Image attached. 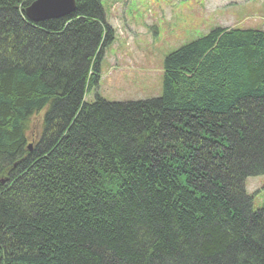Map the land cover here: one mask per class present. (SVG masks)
I'll use <instances>...</instances> for the list:
<instances>
[{"label": "trees", "instance_id": "obj_1", "mask_svg": "<svg viewBox=\"0 0 264 264\" xmlns=\"http://www.w3.org/2000/svg\"><path fill=\"white\" fill-rule=\"evenodd\" d=\"M35 1L0 0V264H264L246 190L264 175V30L170 53L160 97L87 102L104 0L32 22Z\"/></svg>", "mask_w": 264, "mask_h": 264}, {"label": "rangeland", "instance_id": "obj_2", "mask_svg": "<svg viewBox=\"0 0 264 264\" xmlns=\"http://www.w3.org/2000/svg\"><path fill=\"white\" fill-rule=\"evenodd\" d=\"M112 40L104 48L96 95L109 102L160 97L167 55L217 27L264 30V0H104ZM33 120V126L40 120ZM254 209L264 203V175L248 178Z\"/></svg>", "mask_w": 264, "mask_h": 264}, {"label": "water", "instance_id": "obj_3", "mask_svg": "<svg viewBox=\"0 0 264 264\" xmlns=\"http://www.w3.org/2000/svg\"><path fill=\"white\" fill-rule=\"evenodd\" d=\"M76 10V0H36L25 11L32 22L69 16Z\"/></svg>", "mask_w": 264, "mask_h": 264}]
</instances>
